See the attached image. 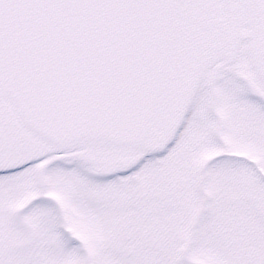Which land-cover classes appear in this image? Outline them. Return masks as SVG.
Instances as JSON below:
<instances>
[{
    "label": "snow or ice",
    "instance_id": "1",
    "mask_svg": "<svg viewBox=\"0 0 264 264\" xmlns=\"http://www.w3.org/2000/svg\"><path fill=\"white\" fill-rule=\"evenodd\" d=\"M0 264H264V0H0Z\"/></svg>",
    "mask_w": 264,
    "mask_h": 264
}]
</instances>
